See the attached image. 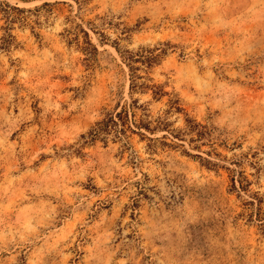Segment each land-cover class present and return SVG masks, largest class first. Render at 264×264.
<instances>
[{
    "label": "rangeland",
    "instance_id": "rangeland-1",
    "mask_svg": "<svg viewBox=\"0 0 264 264\" xmlns=\"http://www.w3.org/2000/svg\"><path fill=\"white\" fill-rule=\"evenodd\" d=\"M0 1V264H264V0ZM132 100L161 127L83 138Z\"/></svg>",
    "mask_w": 264,
    "mask_h": 264
},
{
    "label": "trees",
    "instance_id": "trees-1",
    "mask_svg": "<svg viewBox=\"0 0 264 264\" xmlns=\"http://www.w3.org/2000/svg\"><path fill=\"white\" fill-rule=\"evenodd\" d=\"M44 6L47 7L49 4H44L42 7L34 9V11H38ZM25 12H32V10H23L0 1V13L4 15L7 21V27L5 28L7 35L3 38L5 47H9L14 43V37L9 33L11 30L10 27L16 21L26 20V18L21 15ZM81 32L84 34L83 44L87 45L84 51L89 53L90 49L94 53H98V49L93 45L89 34L84 29H81ZM164 54L165 50H162L160 53L148 51L147 54H128L126 58L131 72L130 91L132 96L135 93L145 94L148 91H153L155 97H162L165 95V91L160 86L153 84L151 78H146L139 74L143 68L137 66V64H142L144 69H148L156 64ZM148 112L147 105L140 104L139 100H132V102L122 106L121 110L115 115L110 114L104 120L97 122L87 136H83V138H86L89 143H94L100 140L106 142L110 136H113L114 139L122 141L126 145V141L130 138V134H136V129L154 132L161 127V122L153 127L154 122L149 121L150 115ZM142 135L145 136L144 134Z\"/></svg>",
    "mask_w": 264,
    "mask_h": 264
}]
</instances>
